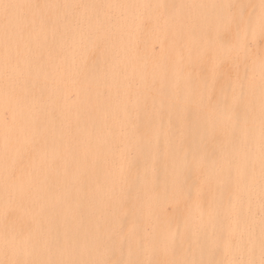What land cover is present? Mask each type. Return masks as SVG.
Here are the masks:
<instances>
[{"label":"bare ground","instance_id":"obj_1","mask_svg":"<svg viewBox=\"0 0 264 264\" xmlns=\"http://www.w3.org/2000/svg\"><path fill=\"white\" fill-rule=\"evenodd\" d=\"M0 264H264V0H0Z\"/></svg>","mask_w":264,"mask_h":264}]
</instances>
